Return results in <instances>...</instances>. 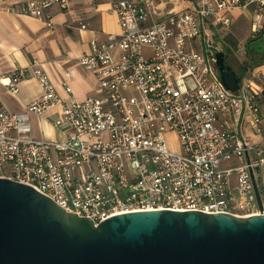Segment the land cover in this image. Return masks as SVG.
<instances>
[{"label":"built area","instance_id":"built-area-1","mask_svg":"<svg viewBox=\"0 0 264 264\" xmlns=\"http://www.w3.org/2000/svg\"><path fill=\"white\" fill-rule=\"evenodd\" d=\"M185 1L182 10L173 0L113 1L118 33L92 40L91 54L78 60L97 81L84 100L69 71L60 96L37 61L0 74L12 96L23 80L40 90L24 113L0 108V178L95 225L157 210L264 214V78L246 70L231 92L215 56L231 50L224 32L235 10L251 11L253 34L264 32V0ZM68 9V0H0V12L48 29ZM52 110L65 138H32L30 115Z\"/></svg>","mask_w":264,"mask_h":264},{"label":"water","instance_id":"water-1","mask_svg":"<svg viewBox=\"0 0 264 264\" xmlns=\"http://www.w3.org/2000/svg\"><path fill=\"white\" fill-rule=\"evenodd\" d=\"M215 56L221 84L237 91L243 73L229 65L228 49ZM0 264H264V214L157 210L95 225L0 178Z\"/></svg>","mask_w":264,"mask_h":264},{"label":"crops","instance_id":"crops-1","mask_svg":"<svg viewBox=\"0 0 264 264\" xmlns=\"http://www.w3.org/2000/svg\"><path fill=\"white\" fill-rule=\"evenodd\" d=\"M67 12L55 13L54 27L46 28L44 25L22 16H14L0 12V74H7L16 68L27 66L37 61L47 74L60 96H64L62 84L65 80L64 72L72 75L69 84L74 96L84 100L95 93L97 81L92 72L79 65V58L91 54V41L106 40L108 34H117L118 24L112 11L115 0H68ZM174 8L182 10L187 7L185 0H173ZM232 25L224 32L237 43V51L248 48L251 30V13L249 11L235 10L231 13ZM239 18H246L250 24L248 33L240 41L231 31ZM79 23L86 25L82 30ZM259 34L264 35V32ZM254 37L249 46L260 43L264 45V36ZM225 40V39H224ZM225 46H229L225 42ZM248 71L259 73L264 78V61L256 67H248ZM40 95L35 80H23L19 85V93L12 96L0 85V108L14 112L24 113L25 108ZM58 110H52L42 116L30 115V136L36 140L61 141L66 136L64 127L56 126L55 120L59 118Z\"/></svg>","mask_w":264,"mask_h":264},{"label":"rangeland","instance_id":"rangeland-1","mask_svg":"<svg viewBox=\"0 0 264 264\" xmlns=\"http://www.w3.org/2000/svg\"><path fill=\"white\" fill-rule=\"evenodd\" d=\"M251 13V11H249ZM231 31L238 37V40L240 41L243 39L248 33L250 34V24L247 22L246 18H239V20L233 25L231 28ZM262 34H259V36ZM264 36V35H262ZM254 37H258V35L250 34L249 39H253ZM233 39L229 36L225 37V42L229 44V46H232L231 41ZM233 48V46H232ZM245 63H251L249 56L247 55V51H244L241 49L240 52L237 51V48L231 49L229 52V65L235 70H237L239 67H244ZM248 70V67L246 68ZM125 94H129V92H125ZM167 139L169 140L170 144L172 146L175 145V138L173 135H168Z\"/></svg>","mask_w":264,"mask_h":264},{"label":"trees","instance_id":"trees-1","mask_svg":"<svg viewBox=\"0 0 264 264\" xmlns=\"http://www.w3.org/2000/svg\"><path fill=\"white\" fill-rule=\"evenodd\" d=\"M261 33V32H260ZM255 35H259V33L255 34ZM231 41V39H229ZM253 40H248V48L246 50L247 51V55L250 58L251 63H245V66L239 67L237 69V71H240L242 73H244L247 69V67L253 68L256 67L258 65H260L262 63V61H264V45H261L260 43H258L257 45H253V46H249V43L252 42ZM233 48L231 47V49H235L237 48V43L233 41H231ZM228 52H230L231 50L229 48ZM236 70V69H235Z\"/></svg>","mask_w":264,"mask_h":264}]
</instances>
